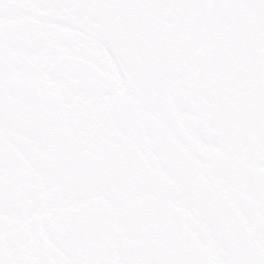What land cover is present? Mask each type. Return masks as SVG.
<instances>
[{"label": "snow or ice", "instance_id": "6c2138e0", "mask_svg": "<svg viewBox=\"0 0 264 264\" xmlns=\"http://www.w3.org/2000/svg\"><path fill=\"white\" fill-rule=\"evenodd\" d=\"M0 264H264V0H0Z\"/></svg>", "mask_w": 264, "mask_h": 264}]
</instances>
